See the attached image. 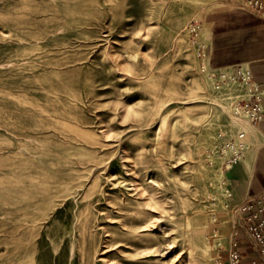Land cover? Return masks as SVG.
Wrapping results in <instances>:
<instances>
[{"label": "rangeland", "instance_id": "374dc122", "mask_svg": "<svg viewBox=\"0 0 264 264\" xmlns=\"http://www.w3.org/2000/svg\"><path fill=\"white\" fill-rule=\"evenodd\" d=\"M227 1L0 0V264H209L251 149L208 74Z\"/></svg>", "mask_w": 264, "mask_h": 264}, {"label": "crops", "instance_id": "0c3cea01", "mask_svg": "<svg viewBox=\"0 0 264 264\" xmlns=\"http://www.w3.org/2000/svg\"><path fill=\"white\" fill-rule=\"evenodd\" d=\"M207 16L210 68L220 70L239 63L248 64L253 80L264 88V19L241 7L237 1H227ZM258 129L259 145L244 152L224 170L222 182L232 194L231 204L264 189V119L258 124ZM213 230L228 232L222 221ZM238 240V249L247 263L254 252L243 234L238 236Z\"/></svg>", "mask_w": 264, "mask_h": 264}, {"label": "built area", "instance_id": "2783aa9c", "mask_svg": "<svg viewBox=\"0 0 264 264\" xmlns=\"http://www.w3.org/2000/svg\"><path fill=\"white\" fill-rule=\"evenodd\" d=\"M241 5L264 19V0H241ZM201 55L205 58L204 50ZM209 57L210 54H206L208 61ZM208 68L211 69L209 62ZM211 70L214 71L208 73L211 77H218L230 85L229 106L244 120L258 125L264 119V88L253 80L249 65L239 63ZM231 153L233 156L229 154L225 160L229 162V166L242 155L237 156L234 151ZM219 190L225 201L226 211L222 223L227 226L228 232L224 234L217 230L210 231L207 238L212 243L209 264H264V189L236 204H231L232 194L222 181L219 183ZM215 217L217 219L216 215ZM240 234L245 236L254 252L247 263L238 249Z\"/></svg>", "mask_w": 264, "mask_h": 264}, {"label": "bare ground", "instance_id": "6f19581e", "mask_svg": "<svg viewBox=\"0 0 264 264\" xmlns=\"http://www.w3.org/2000/svg\"><path fill=\"white\" fill-rule=\"evenodd\" d=\"M243 41V40H242ZM241 132H240V136H239V140H248V143L249 145H251L250 147L252 148L253 146H258L259 145V141H258V133H259V129H258V126L256 125H252L251 123H249L248 121L244 120L241 124ZM250 140V142H249ZM244 165V164H243ZM141 209V208H140ZM143 210V209H142ZM85 219V217H83ZM147 218V217H146ZM86 220V219H85ZM149 221V220H148ZM201 221V220H199ZM201 224V223H200ZM85 225V223H84ZM83 225V226H84ZM152 225V224H151ZM152 227V226H151ZM204 227H207V226H204ZM197 228V227H195ZM194 228V229H195ZM199 228V227H198ZM197 228V229H198ZM201 229V228H200ZM84 230V229H83ZM84 232V231H83ZM133 232V231H131ZM130 232V233H131ZM196 232V231H195ZM84 235V234H83ZM83 237V236H82ZM197 238V237H196ZM196 244V243H195ZM206 246V245H205ZM207 250H205V253H206ZM207 255V253H206ZM189 259H191V256L189 255Z\"/></svg>", "mask_w": 264, "mask_h": 264}]
</instances>
